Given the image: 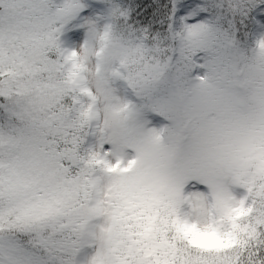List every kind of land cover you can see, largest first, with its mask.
I'll return each mask as SVG.
<instances>
[{
    "label": "snow or ice",
    "instance_id": "1",
    "mask_svg": "<svg viewBox=\"0 0 264 264\" xmlns=\"http://www.w3.org/2000/svg\"><path fill=\"white\" fill-rule=\"evenodd\" d=\"M0 264H264V0H0Z\"/></svg>",
    "mask_w": 264,
    "mask_h": 264
}]
</instances>
